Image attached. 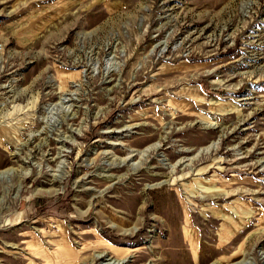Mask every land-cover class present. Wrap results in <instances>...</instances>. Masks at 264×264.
I'll use <instances>...</instances> for the list:
<instances>
[{
    "label": "rangeland",
    "instance_id": "1",
    "mask_svg": "<svg viewBox=\"0 0 264 264\" xmlns=\"http://www.w3.org/2000/svg\"><path fill=\"white\" fill-rule=\"evenodd\" d=\"M0 264H264V0H0Z\"/></svg>",
    "mask_w": 264,
    "mask_h": 264
}]
</instances>
